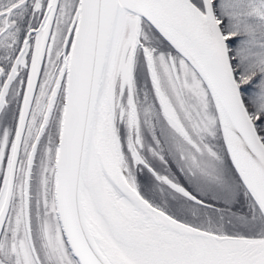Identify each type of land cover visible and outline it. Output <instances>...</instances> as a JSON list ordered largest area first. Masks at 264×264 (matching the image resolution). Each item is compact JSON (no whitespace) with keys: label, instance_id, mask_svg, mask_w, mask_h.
Listing matches in <instances>:
<instances>
[{"label":"snow or ice","instance_id":"6c2138e0","mask_svg":"<svg viewBox=\"0 0 264 264\" xmlns=\"http://www.w3.org/2000/svg\"><path fill=\"white\" fill-rule=\"evenodd\" d=\"M0 264H264V0H0Z\"/></svg>","mask_w":264,"mask_h":264}]
</instances>
